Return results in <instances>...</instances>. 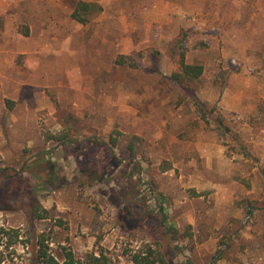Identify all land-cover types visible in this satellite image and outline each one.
Segmentation results:
<instances>
[{
    "label": "rangeland",
    "instance_id": "obj_1",
    "mask_svg": "<svg viewBox=\"0 0 264 264\" xmlns=\"http://www.w3.org/2000/svg\"><path fill=\"white\" fill-rule=\"evenodd\" d=\"M96 1L103 9L88 24L53 4L50 19L0 21V167L14 176L0 179V264H31L28 217L12 196L41 179L33 170L37 153L52 154L68 180L37 192L50 217L34 225L58 256L63 246L77 257L103 248L113 264H135L126 252L150 246L168 264H264V133H254L264 128V103L257 119L254 111L243 115L220 104L248 77L262 78L264 89L263 67L233 47L253 39L263 49L264 5ZM182 52L186 63L204 66L190 90L205 104L207 122L169 79ZM244 100L254 103V96ZM70 126L106 140L118 136L120 159L139 136L141 173L101 159L105 175L86 174L85 135L70 148L47 139ZM155 192L167 199L177 240L164 233ZM13 228L21 239L11 244Z\"/></svg>",
    "mask_w": 264,
    "mask_h": 264
},
{
    "label": "trees",
    "instance_id": "obj_2",
    "mask_svg": "<svg viewBox=\"0 0 264 264\" xmlns=\"http://www.w3.org/2000/svg\"><path fill=\"white\" fill-rule=\"evenodd\" d=\"M103 7L96 2H89L86 0H80L75 10L72 12L71 17L82 24H88L93 16L101 13ZM25 35H29V31L24 32ZM204 72V66L202 64H189L185 61V53H181L180 70L172 73L169 77L171 82L179 85L196 103L197 109L200 111L201 118L207 122L205 104L198 99L197 95L191 91L190 83L196 79H199ZM10 105L12 101H8ZM8 104V105H9ZM11 107V106H10ZM222 120H216L217 128L222 131ZM67 128L65 132L60 134L49 133L47 139L55 140L59 142V145H65L68 148L74 140V137L80 135L86 136V145L84 149V156L86 157V174L90 176L97 172V176L103 177L105 175V167L100 161L101 159L107 160L111 165H115L117 161L123 162L124 171H129V174H140L141 166L137 156L135 140L140 139L139 136H134L126 148V155L123 159L117 157L115 148L119 144L118 136L111 135L107 140L101 138L93 133L85 134L79 128ZM120 135V132H118ZM70 148V147H69ZM49 155V154H48ZM53 155L50 154L47 158L44 155L37 153L35 165L33 170L38 172L40 180L36 185H33L32 190H25L18 196H12V202L16 203L15 209H23L28 217V229L27 237L31 244V264H113L109 253L101 248L97 252H89L85 257H77L71 248L63 246V253L58 256L52 253L49 236L45 231H38L34 222L37 219H47L50 217L49 210L45 208L41 202L37 199V192L41 188L51 186L53 189L61 188L67 178L60 175L56 167V161L52 159ZM118 159V160H117ZM32 169V168H31ZM11 168L8 166L0 167V179H13L14 176L10 174ZM98 171H101L99 173ZM11 176V177H10ZM138 182L140 178L138 177ZM4 182V181H2ZM0 182V185L2 184ZM156 193V192H155ZM156 197L160 200L161 225L165 229V234L170 235L173 240H177L179 235V228L175 222L172 221L171 215L168 213L167 206H164L166 197L163 194L156 193ZM61 222V221H60ZM5 231V230H4ZM11 238V244L20 241L21 229L13 228L7 231ZM130 259L135 264H168L165 256L161 251L156 248L148 247L144 250L139 249L135 252H126ZM191 264V263H190Z\"/></svg>",
    "mask_w": 264,
    "mask_h": 264
},
{
    "label": "crops",
    "instance_id": "obj_3",
    "mask_svg": "<svg viewBox=\"0 0 264 264\" xmlns=\"http://www.w3.org/2000/svg\"><path fill=\"white\" fill-rule=\"evenodd\" d=\"M80 0L75 1V7L73 8H66L64 3L66 4V0H0V21H10V20H32L35 19L36 16H42L41 19L51 18V6L52 4L59 7L58 12L62 11L65 13L72 14L75 10L77 3ZM89 2H99L96 0H87ZM165 1L170 6H193L195 4L198 5H205V4H213L218 3L221 5L223 0H162ZM239 3L242 0H236ZM101 2V1H100ZM252 5H264V0H252L250 1ZM101 4V3H100ZM182 11V9H181ZM240 13H238V17ZM259 15V14H257ZM256 15V17H257ZM235 16V15H233ZM258 18L264 19V14L259 15ZM256 18V19H258ZM74 20V19H73ZM254 34V33H253ZM252 34V35H253ZM239 42L233 43V47L240 52L239 55L246 61V62H259V66L263 67L264 69V46L263 49H258L253 45V39H243V43L238 44ZM263 65H261V64ZM264 77V75H263ZM262 79V78H261ZM261 79L258 76L248 77L244 84L242 82H238L235 86L231 89H227L221 97L220 104L226 108L227 110L236 111L243 115L248 113H252L254 111V117L257 119L259 112V103L263 101L264 103V89H262L261 84L259 81ZM247 84H250L251 87L248 88ZM254 86L252 87V85ZM245 96H254V103H248L244 100ZM254 109V110H252ZM252 111V112H251ZM257 124L254 121V125ZM260 131L264 133V128H254V133ZM209 143V142H208Z\"/></svg>",
    "mask_w": 264,
    "mask_h": 264
}]
</instances>
